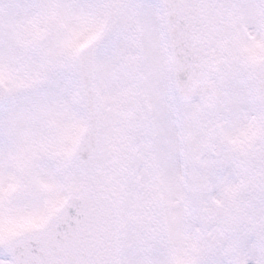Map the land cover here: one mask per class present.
I'll list each match as a JSON object with an SVG mask.
<instances>
[{
	"label": "snow or ice",
	"instance_id": "obj_1",
	"mask_svg": "<svg viewBox=\"0 0 264 264\" xmlns=\"http://www.w3.org/2000/svg\"><path fill=\"white\" fill-rule=\"evenodd\" d=\"M0 264H264V0H0Z\"/></svg>",
	"mask_w": 264,
	"mask_h": 264
}]
</instances>
